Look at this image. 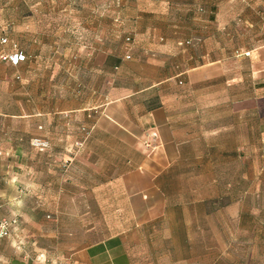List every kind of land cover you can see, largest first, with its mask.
<instances>
[{"label":"crops","instance_id":"1","mask_svg":"<svg viewBox=\"0 0 264 264\" xmlns=\"http://www.w3.org/2000/svg\"><path fill=\"white\" fill-rule=\"evenodd\" d=\"M147 1L135 15L142 21L130 51L110 37L94 41L91 56L62 60L58 83L49 58L43 107L21 109L18 88L12 111L0 110V218L16 221L0 237V264H153L140 263L130 244L134 229L165 210L160 179L177 145L169 101L180 86L223 82V58L209 59L223 49V18L264 27V0H157L161 24L150 20L157 11ZM13 44L25 60L0 59V67L32 66L15 42L0 44V52ZM248 50L259 90L264 39ZM34 139L46 147H34ZM89 210L92 217L107 211L108 235L96 223L85 229Z\"/></svg>","mask_w":264,"mask_h":264},{"label":"rangeland","instance_id":"2","mask_svg":"<svg viewBox=\"0 0 264 264\" xmlns=\"http://www.w3.org/2000/svg\"><path fill=\"white\" fill-rule=\"evenodd\" d=\"M150 2L157 11L150 20L161 24L162 7ZM147 6V0H0V37L33 58L30 67H0V110L12 111L18 88L21 109L43 107L49 58L58 83L62 60L91 56L94 41L110 37L130 51L131 32L142 21L135 15ZM236 22L243 25L223 18V49L210 51V60L223 58V82L194 91L180 86L179 98L169 101L177 109L171 131L177 145L169 147L176 155L160 179L163 215L134 229L130 249L140 263L264 264V88L254 89L248 50L264 39V27ZM85 212V229L96 223L101 236L110 233L106 210Z\"/></svg>","mask_w":264,"mask_h":264},{"label":"built area","instance_id":"3","mask_svg":"<svg viewBox=\"0 0 264 264\" xmlns=\"http://www.w3.org/2000/svg\"><path fill=\"white\" fill-rule=\"evenodd\" d=\"M7 38L4 36L0 37V44H6ZM12 52H0V59L3 61H7L10 64L18 65L20 62L24 61L26 56L22 52L18 51L16 44L12 45ZM126 58H129L127 55ZM32 145L37 148L46 147V143L39 139H34ZM147 146H150V143H147ZM16 223L15 220H8L5 218H0V237L9 236L11 226Z\"/></svg>","mask_w":264,"mask_h":264}]
</instances>
